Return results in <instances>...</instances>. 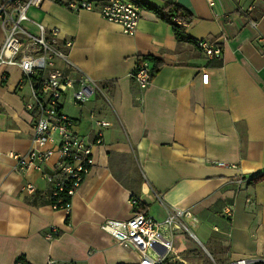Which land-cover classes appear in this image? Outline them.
Wrapping results in <instances>:
<instances>
[{
	"label": "crops",
	"instance_id": "1",
	"mask_svg": "<svg viewBox=\"0 0 264 264\" xmlns=\"http://www.w3.org/2000/svg\"><path fill=\"white\" fill-rule=\"evenodd\" d=\"M139 1L185 7L186 34L217 42L221 56L178 42L152 9L142 7L135 32L127 34L97 10L72 11L58 0L31 6L30 20L72 40L69 59L101 87L81 105L65 97L62 111L86 139L94 130L91 111L108 126L70 210H53L42 172L14 170L10 155L30 148L33 115L24 107L29 88L22 71L0 66V264L19 257L25 264H138L136 250L101 228L105 219L131 217L132 192L157 220L188 208L191 237L218 263L264 258V179L250 182L264 172V42L258 40L264 0H214L213 7L206 0ZM4 35L0 21V42ZM142 55L162 62L145 89L131 76ZM56 162L53 156L42 169ZM52 227L58 236L48 239ZM189 236L176 234V252L198 249Z\"/></svg>",
	"mask_w": 264,
	"mask_h": 264
},
{
	"label": "built area",
	"instance_id": "2",
	"mask_svg": "<svg viewBox=\"0 0 264 264\" xmlns=\"http://www.w3.org/2000/svg\"><path fill=\"white\" fill-rule=\"evenodd\" d=\"M58 1L72 11L97 10L103 19L118 24L127 34L135 32L142 14L139 0ZM206 1L213 7L214 0ZM42 2L0 0V21L5 33L0 42V66H16L22 71L23 82L29 88L24 107L33 115L30 148L25 154L11 153L10 156L15 161L14 170H40L49 184V205L53 210L68 212L72 195L95 163L93 147L102 144L103 129L108 122L91 111L94 130L91 139H86L76 130L75 121L62 111L65 97L73 105H81L101 91V87L69 59L72 40H61L56 27L30 20L28 9L39 7ZM24 23L32 24L37 32H31ZM250 24L255 26L256 22L250 20ZM258 40L264 42V37L259 36ZM196 46L209 57L221 56L222 47L215 41L199 39ZM131 76L140 89L148 87L153 76L148 59L138 56ZM53 156L57 162L50 171H44L42 164ZM27 189L32 191V185ZM138 203L136 198H130L133 212L129 219H105L101 224L115 241L139 253L138 264H167V261L170 264H264V258L243 257L218 263L201 251L180 254L173 247L174 237L178 233L192 236L191 211L174 208L165 218L157 220L140 209ZM225 212L227 216L232 214L231 208ZM56 236L58 231L54 227L46 234L48 239Z\"/></svg>",
	"mask_w": 264,
	"mask_h": 264
},
{
	"label": "trees",
	"instance_id": "3",
	"mask_svg": "<svg viewBox=\"0 0 264 264\" xmlns=\"http://www.w3.org/2000/svg\"><path fill=\"white\" fill-rule=\"evenodd\" d=\"M140 4L143 8L154 10V12L162 20L170 24L172 26L174 36L178 42H190L196 44V41L192 37L186 34L185 28L182 25V22L188 21L191 18V13L185 7H183L182 5L176 2L167 3L163 7H156L149 3H144L141 1ZM142 57L148 59V61L151 63V68L153 70V73L159 70L162 63L160 59L151 55H142ZM259 179H264V172H261L256 176L252 177L250 179V182ZM131 198H136L137 201H139L138 197L134 192H132ZM140 204L141 203L139 202L138 206H140ZM16 264H25L24 258L19 257L16 261Z\"/></svg>",
	"mask_w": 264,
	"mask_h": 264
},
{
	"label": "rangeland",
	"instance_id": "4",
	"mask_svg": "<svg viewBox=\"0 0 264 264\" xmlns=\"http://www.w3.org/2000/svg\"><path fill=\"white\" fill-rule=\"evenodd\" d=\"M29 13H30V11H29ZM65 105H67V103H65ZM189 238L192 241V243L198 247V249L195 250V252H200L201 251V252L204 253L203 249H201L200 245L193 239V237L189 236Z\"/></svg>",
	"mask_w": 264,
	"mask_h": 264
}]
</instances>
